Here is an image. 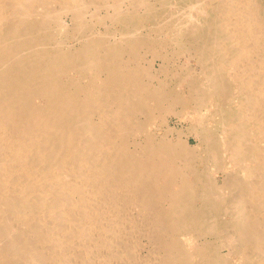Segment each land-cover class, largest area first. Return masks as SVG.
I'll list each match as a JSON object with an SVG mask.
<instances>
[{"label":"bare ground","instance_id":"6f19581e","mask_svg":"<svg viewBox=\"0 0 264 264\" xmlns=\"http://www.w3.org/2000/svg\"><path fill=\"white\" fill-rule=\"evenodd\" d=\"M0 264H264V0H0Z\"/></svg>","mask_w":264,"mask_h":264},{"label":"rangeland","instance_id":"374dc122","mask_svg":"<svg viewBox=\"0 0 264 264\" xmlns=\"http://www.w3.org/2000/svg\"><path fill=\"white\" fill-rule=\"evenodd\" d=\"M74 42H75V43H74ZM69 44H71L73 47H74V46H77V42H76V41H73V40H71V42H69ZM78 45H79V44H78ZM172 47H173V48H172ZM170 48H171V49H170ZM174 49L179 50L180 48L178 49V47H177L176 45L174 46V45L172 44V45L169 47V50L172 52ZM148 57H150V54H148ZM183 60L185 61V59L182 58V59L179 61V64H180V63H183ZM181 61H182V62H181ZM175 65L178 66V64H176V63H175ZM139 240H142V242L140 241V243H143V244L146 243V240L143 239V238H141V239H139ZM141 245H142V244H141ZM141 250H142V249H141ZM143 252H144V253H143ZM145 252L148 253L146 248H144V249L141 251V256H144V255H145ZM145 256H146V255H145ZM142 258H143V257H142Z\"/></svg>","mask_w":264,"mask_h":264}]
</instances>
